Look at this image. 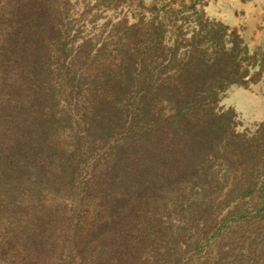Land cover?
<instances>
[{
  "label": "trees",
  "instance_id": "obj_1",
  "mask_svg": "<svg viewBox=\"0 0 264 264\" xmlns=\"http://www.w3.org/2000/svg\"><path fill=\"white\" fill-rule=\"evenodd\" d=\"M2 3L0 247L8 264H264V162L229 131L228 114L214 111L217 94L245 77L232 50L211 60L189 54L173 87L131 86L139 67L129 61L95 76L98 53L89 40L74 45L53 0ZM219 156L246 165L217 203L219 183L204 165ZM190 189L203 197L179 211L189 226L203 224L182 250L161 217ZM202 248L216 251L186 260Z\"/></svg>",
  "mask_w": 264,
  "mask_h": 264
},
{
  "label": "rangeland",
  "instance_id": "obj_2",
  "mask_svg": "<svg viewBox=\"0 0 264 264\" xmlns=\"http://www.w3.org/2000/svg\"><path fill=\"white\" fill-rule=\"evenodd\" d=\"M2 2L0 0V6L4 4ZM53 3L63 13V24L69 26L74 45L81 40H89L94 52L98 53L96 64L102 74H98L95 68V76L106 77L112 69L122 72L129 61L132 69L135 65L139 67L134 70V85L131 86H135L137 79L141 82L150 79L153 83L163 80L173 87L174 76L186 68L189 54L211 60L224 57L223 51L232 50L233 59L239 67L238 74L245 77L241 84H229L217 94L214 111L228 114L232 119L229 131L243 140L246 151L256 146L264 162V130L259 132L264 124V0H53ZM149 39L153 41V49ZM147 45L151 54L140 64L137 61L141 57L137 59V53L141 55ZM158 66L160 73L156 70ZM64 106L68 108L69 105ZM72 108L74 110V105ZM231 160L229 167L222 156L210 159L204 165L211 178L219 183L220 193L215 194L217 203L226 196L234 180L244 178L246 161ZM86 175L87 171H84L81 178ZM257 176L258 182L264 181L263 170ZM199 186L196 185V188ZM191 189L175 211L167 215L164 212L160 216L184 244L178 245L177 249L183 246L188 249L197 239L198 229L203 224L198 221L197 227L189 226L185 223L187 216L179 211L188 199H195V202L203 197L198 195V190ZM65 195L68 198V194ZM246 199L245 206L251 210L252 204ZM67 203L65 210L70 213L74 206L70 199ZM226 211L218 212L216 219L220 220ZM162 226L166 231L164 222ZM218 226L215 228L218 229ZM3 228L0 230L1 237ZM227 244L225 246L229 249ZM1 248L0 264H8L9 257ZM215 251L213 249L208 254L202 248L196 256L188 254L186 260L212 258Z\"/></svg>",
  "mask_w": 264,
  "mask_h": 264
}]
</instances>
